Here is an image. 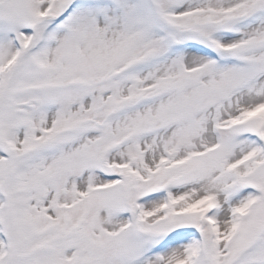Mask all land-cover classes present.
<instances>
[{
	"label": "snow or ice",
	"instance_id": "snow-or-ice-1",
	"mask_svg": "<svg viewBox=\"0 0 264 264\" xmlns=\"http://www.w3.org/2000/svg\"><path fill=\"white\" fill-rule=\"evenodd\" d=\"M0 264H264V0H0Z\"/></svg>",
	"mask_w": 264,
	"mask_h": 264
}]
</instances>
